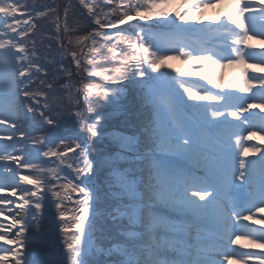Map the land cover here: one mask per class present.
I'll return each mask as SVG.
<instances>
[{
	"label": "snow or ice",
	"instance_id": "6c2138e0",
	"mask_svg": "<svg viewBox=\"0 0 264 264\" xmlns=\"http://www.w3.org/2000/svg\"><path fill=\"white\" fill-rule=\"evenodd\" d=\"M221 2L202 0L170 20L162 9L173 0H78L88 15L70 25L71 2L61 23L53 5L0 0V193L11 188L0 197V264H264L258 253L224 250L242 239L264 249V231L242 223L264 225L254 218L264 216V152L244 143L264 132V116L252 111L264 112V76L247 75L264 72V52L248 51L264 36V5L241 0L215 26L177 23ZM42 17L55 24L51 75L32 35ZM154 17L162 19L129 24ZM197 34L211 39L194 46ZM180 59L202 72L243 66L238 91L251 96L208 94L180 78L192 69L159 73ZM128 95L144 112L130 134L106 140L104 126ZM206 100L218 106L193 103ZM17 176L31 187L4 182ZM38 213L63 249L34 262L21 250L26 232L45 231Z\"/></svg>",
	"mask_w": 264,
	"mask_h": 264
},
{
	"label": "rangeland",
	"instance_id": "374dc122",
	"mask_svg": "<svg viewBox=\"0 0 264 264\" xmlns=\"http://www.w3.org/2000/svg\"><path fill=\"white\" fill-rule=\"evenodd\" d=\"M37 2L41 5V9L47 10L48 5H53L57 9V13L61 17V23H63V16H64V8L65 6L71 2L74 6L73 12L69 13V24H73L75 19L80 17L81 14H83L84 17H86L87 12L85 9H83L81 6H79L78 0H37ZM119 0H114V3H118ZM202 0H191V3L188 5H183L182 0H173V3L171 5H166L162 9L163 11H167L169 15V19H174L175 13L177 11H186L188 7H194L196 3H201ZM258 3L260 5H264V0H258ZM33 5V4H32ZM32 5H29L32 7ZM238 5H241V0H222L221 3H216L212 7L205 8L199 15L192 16L189 15V17L185 21H177V23L185 24V25H192L196 28H203L206 25H212L215 26L217 23L225 21L227 17L231 14H233L234 9L237 8ZM242 6V5H241ZM37 9V8H36ZM118 15V14H117ZM51 16V14H50ZM115 18V17H114ZM162 19V17H154L151 20L147 21H141L137 19V23H158V21ZM135 21V20H134ZM133 21H130L129 24H132ZM38 27L35 29V41H36V51L37 55L41 58L40 62L44 65V67L48 64V70L50 75L53 72L52 66L48 63V61L59 57L56 55L57 52V45L54 38V32H55V24L52 22V20L49 17H42L38 18L36 21ZM85 21L81 20V25H85ZM264 22H258L257 23V31H261L260 24ZM94 26V25H93ZM121 27H127V25H122ZM206 39H211V36L204 37L200 36L199 34L194 37L193 43L194 46H199L200 43H202ZM67 43V41L65 42ZM251 45L254 47L251 49H248V51L252 52H264V36H256L251 41H249ZM75 47V45H73ZM41 48V49H40ZM78 50V49H77ZM170 54H175L170 53ZM56 59V58H55ZM251 63V61H249ZM203 68L202 64H191L186 63L183 61V59L180 60H168L165 62V66H162L161 69H159V73H168L172 76H178L180 73H186L189 69H192L193 71L197 72L196 75L192 76H183L180 77L181 79H186L190 82H192L197 87L203 86L204 88L210 89V93L208 94H214V93H220L221 95H224L228 92H234L237 95H243L247 96V93H240L238 91V87L242 85V81L239 79L244 73H243V66L238 67H228L223 69L222 71L217 69L215 71L210 72H202L201 69ZM251 69V68H250ZM249 73V77L252 76H264V72H261L259 70H253ZM158 74V73H157ZM216 76L217 78L213 81V83H208L207 80L203 79V76ZM219 85V87H217ZM256 91V90H255ZM187 99V97H185ZM126 102V109H121L120 113L113 116V123L115 122V117L117 115L120 116V118H123L125 116V113L131 112L125 116V120L122 121V124L124 126L129 127V131L125 129L119 128H112L109 130L105 135L112 136L115 133H124V134H130L133 130L131 127V124L142 115L144 112L143 106L137 101L133 99L132 95H128L125 99ZM209 106L217 105V101L214 100H206V101H199V102H193V103H201L206 104ZM132 105H135L137 108L136 113H134V109L132 108ZM254 109L253 111H255ZM259 110V109H258ZM261 116H264V112H261ZM4 126H0V128H3ZM245 132H243L244 135ZM250 143L254 142L252 146L258 147L262 152H264V132H259L257 135L252 137L251 140H248ZM98 148V145H93V156H95L96 149ZM259 158V153L256 155L249 154L247 157L248 160H255ZM15 167V166H14ZM18 171L20 174L26 173L27 170L24 168H19ZM23 172V173H21ZM6 184L16 183L19 188L23 187H31L30 185H24L23 183L19 182V176L15 178V181L6 180L4 181ZM239 183V181H238ZM5 191H11V188H6ZM4 191V193H5ZM4 195L0 194V197ZM8 199H15L14 197H7ZM39 216L42 217L40 220V224L44 226L45 231L43 233L37 231V229L34 227L30 233H25V236L28 238V241L30 242V246L23 248L22 251V259L24 258V255H27V258L31 261H39L43 259L45 256L52 253L57 247H59L61 250L63 249V240L62 238L60 240L55 239L54 237L50 236L47 231V224L48 221L46 218H44L43 213H38ZM256 217V216H255ZM254 217V218H255ZM59 223V221H57ZM87 223V222H86ZM248 226L250 228V221H247ZM58 232V230H57ZM109 235H111L109 233ZM246 239H242L238 242V245L244 246V242H246ZM248 242V241H247ZM107 243V241H105ZM233 261L232 263H234Z\"/></svg>",
	"mask_w": 264,
	"mask_h": 264
},
{
	"label": "trees",
	"instance_id": "16d2710c",
	"mask_svg": "<svg viewBox=\"0 0 264 264\" xmlns=\"http://www.w3.org/2000/svg\"><path fill=\"white\" fill-rule=\"evenodd\" d=\"M98 2H99V0H98ZM26 3H27V5L29 6V5H32V7H35V8H37V9H41V5L37 2V0H26ZM88 15V14H87ZM87 15H86V17H87ZM137 20H135V21H133L132 22V24H136V25H138L139 23H137L136 22ZM128 26V25H127ZM94 27V26H93ZM114 31V30H113ZM35 33H36V31L34 30L33 31V33H32V35L35 37ZM80 34H86V33H80ZM36 38V37H35ZM65 42H66V40H65ZM41 49V48H40ZM56 59H57V57H55ZM58 60V59H57ZM45 67H49V65L47 64ZM132 108L134 109V113H136V110H137V108L135 107V105H132ZM122 109H126V102H124V107L122 108ZM98 111H102V109H97ZM129 113H131V112H127V113H125V116L127 115V114H129ZM125 116L123 117V118H120V116L119 115H117L116 117H115V122L116 123H113V117L105 124V126H104V129H103V133H104V136H105V138H106V140L108 139V138H110V136H108V135H105V133H107L109 130H111L112 128H119L120 127V129H125V130H127V129H129V127H128V125L127 126H124L123 124H122V121L123 120H125L124 118H125ZM126 127V128H124V127ZM127 131H129V130H127Z\"/></svg>",
	"mask_w": 264,
	"mask_h": 264
},
{
	"label": "bare ground",
	"instance_id": "6f19581e",
	"mask_svg": "<svg viewBox=\"0 0 264 264\" xmlns=\"http://www.w3.org/2000/svg\"><path fill=\"white\" fill-rule=\"evenodd\" d=\"M0 194L6 196L7 195V191H5V193L3 192V193H0ZM225 245H227V241L225 242ZM226 249H227V247L224 248V250H226ZM221 257H223V256H221Z\"/></svg>",
	"mask_w": 264,
	"mask_h": 264
}]
</instances>
